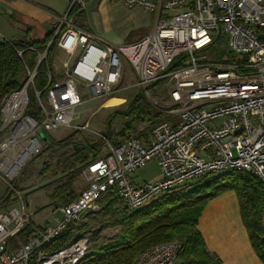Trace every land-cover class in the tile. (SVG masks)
<instances>
[{
	"label": "built area",
	"instance_id": "obj_1",
	"mask_svg": "<svg viewBox=\"0 0 264 264\" xmlns=\"http://www.w3.org/2000/svg\"><path fill=\"white\" fill-rule=\"evenodd\" d=\"M120 1L156 14L152 29L136 41L111 44L77 25L74 14L83 11L85 0H71L64 15L52 18L53 34L37 65L46 58L55 36L58 45L67 48L68 58L62 60L56 79L46 72L44 92L33 90L39 119L26 113L37 65L25 68L22 86L3 96L0 178L18 195L13 184L41 150L45 141L41 133L60 127L87 130V123L74 122V109L82 103L78 86L93 98L115 94L123 77V58L133 67L141 88L167 80L165 101L158 108L163 118L151 127L145 141L129 137L115 145L105 142V151L82 169L86 188L56 207L63 217L58 220L53 215L55 225L33 223L20 195L18 205L0 209V264H30L36 251L33 264H76L88 252L87 238L73 239L49 254L39 249L69 221L98 211V199L111 190L132 210L204 173L245 170L264 183V0ZM209 46L225 51L223 58L196 60L194 52ZM172 62L179 64L167 70ZM151 159L156 160L161 177L135 183L130 173ZM26 225L25 240L9 249V240ZM179 250L177 239L157 243L133 264H174Z\"/></svg>",
	"mask_w": 264,
	"mask_h": 264
},
{
	"label": "trees",
	"instance_id": "obj_2",
	"mask_svg": "<svg viewBox=\"0 0 264 264\" xmlns=\"http://www.w3.org/2000/svg\"><path fill=\"white\" fill-rule=\"evenodd\" d=\"M69 12L73 14V8H70ZM80 13L74 14V17ZM52 34L50 29L43 39L0 41V103L5 94L22 86L25 68L30 70L35 68L38 56L45 51ZM57 43L58 36H55L47 50L46 58L36 66L33 87H28L29 103L26 113L37 119L40 118L39 108L36 105L33 90L44 92L43 89L47 85L46 72L49 70L53 74L51 61ZM178 64V62H172L166 69L170 70ZM53 77L56 79L55 75ZM157 82H152L147 88ZM117 115L130 118L125 130L116 134L119 138L124 137L127 130L131 128L130 121L147 119L152 120L151 124L154 125L156 121L162 119L163 113L147 101L140 89L127 101L123 110L112 114L113 117ZM148 133L138 135L142 139L137 138L145 141ZM42 134L45 137L43 140L46 141L48 134L44 132ZM116 137L106 131L97 141L87 142V151L80 150L75 158L80 163V169L81 166L84 167L89 161L100 156L103 138L112 140L115 145L118 143ZM72 171L75 170H68V172ZM228 190L236 193L241 220L246 228L250 244L264 264V219L262 218L264 183L256 173L245 170L204 173L162 194L151 203L132 210L123 204L114 190L106 192L98 199L100 208L96 212L108 215L109 222H100L99 229L112 226L116 228V232L109 238L97 242V231L93 230L88 241V245L89 242L91 244L90 248L88 246L87 254L76 264H133L136 257L146 248L172 239L180 242L176 264H219L220 258L206 248L197 225L208 201ZM64 191H67V187L61 184L53 192L52 198H60ZM76 197L77 194L67 191L63 203L67 204ZM89 215L87 213L85 216ZM112 216L113 218H110ZM90 229L91 226L87 222L78 223L77 220H71L58 235L41 246L39 250L45 254L54 252L70 243L77 232ZM28 231L29 227L26 225L18 233L21 240H25ZM36 254L37 251L32 255L30 264L34 263Z\"/></svg>",
	"mask_w": 264,
	"mask_h": 264
},
{
	"label": "rangeland",
	"instance_id": "obj_3",
	"mask_svg": "<svg viewBox=\"0 0 264 264\" xmlns=\"http://www.w3.org/2000/svg\"><path fill=\"white\" fill-rule=\"evenodd\" d=\"M70 1L66 0L67 3ZM98 2L99 0L85 1V15H83L85 18L83 17L81 23L85 21L83 23L84 25L94 31H100L104 27L105 21L103 16L106 13L109 24L115 32L121 33L126 29L132 30L130 35L123 39L122 42L125 43L140 38L152 29L156 21L155 12L149 9L128 7L120 0H103L99 6ZM35 29L36 31L30 39H43L45 32L36 27ZM101 38L111 44L119 45L122 43H113L103 38V36ZM2 40L0 37V41ZM224 53L225 51L220 48L209 46L205 49L195 51L194 57L198 61L212 62L222 59ZM64 55L65 53L62 49H55L53 54L56 61H61L60 59ZM61 63L52 62L54 75L61 71ZM136 78L133 67L127 59L123 58V77L115 94L104 99L93 98L84 86L79 85L78 89L82 103L78 104L74 109V122L87 123L88 129L72 130L70 128L60 127L51 132H46L49 136L48 139L43 142L39 153L26 164L20 177L13 184L19 194H15L14 196V191L0 178V209L8 210L10 207L18 205L17 198L20 195L32 214L31 217L35 223L42 224L47 222L50 225H55L56 220L53 218V215L58 220H61L63 214L56 207L64 204L63 201L66 199V192L71 191L78 195L87 186V180L81 172L83 166L80 169V163L75 160L80 150L83 152L87 151L86 143L97 141L99 138H102L101 136L106 131H109L111 136L116 137L118 132L125 130L130 118L120 115L113 117L112 114L123 110L126 107L127 101L140 89L147 101L157 109L165 101V95L168 90L166 79L160 80L153 86L144 89L137 84ZM161 117L163 118V115ZM151 122L152 120L147 119H134L130 121L131 128L127 130L125 136L116 137V139L119 142L129 137H138L142 133L147 134L153 126ZM208 124H212V122H208ZM138 138L142 139L141 136ZM103 140L101 154L106 149L105 142L114 143L109 139L103 138ZM197 154L201 156L205 155L200 151H197ZM69 169L75 171L68 172ZM130 177L136 183L144 181L151 182L158 180L161 177V173L156 160L151 159L144 166L131 172ZM61 184L66 185L67 191L62 192L58 199L52 198L53 192ZM89 214V216L78 220V223L87 222L90 224L91 229L85 232H77L74 239L87 238L89 241L92 231L96 230L97 242H101L116 232V228L112 226L99 229L100 222H109L108 215H103L98 212H91ZM110 218H113V216ZM19 241H21L20 235L12 237L8 242L9 249L15 248ZM90 245V242L89 245L87 243L89 248ZM174 264H176V261Z\"/></svg>",
	"mask_w": 264,
	"mask_h": 264
},
{
	"label": "crops",
	"instance_id": "obj_4",
	"mask_svg": "<svg viewBox=\"0 0 264 264\" xmlns=\"http://www.w3.org/2000/svg\"><path fill=\"white\" fill-rule=\"evenodd\" d=\"M102 2L103 0H99L98 6ZM69 3L66 0H0V37L7 41L30 39L36 31L35 27L45 32L46 35L52 28V18L64 15ZM83 15H85L84 9L80 15L74 17L77 25L93 33L96 32L95 34H100L101 37L113 43L122 42L132 32L130 29L121 33L115 32L109 24L106 13L103 16L105 21L103 29L94 31L83 24L85 21L81 23L83 17L85 18ZM56 49H62L65 55L60 59L61 61H56L53 56L51 62H62L68 58L65 46L57 43ZM61 69L62 63L60 64ZM60 72L55 76L59 77ZM31 220L35 223L32 217ZM35 224L51 226L47 222ZM197 227L206 248L220 258L219 264H263L250 244L246 228L241 220L238 198L234 191H225L209 200L202 210Z\"/></svg>",
	"mask_w": 264,
	"mask_h": 264
},
{
	"label": "water",
	"instance_id": "obj_5",
	"mask_svg": "<svg viewBox=\"0 0 264 264\" xmlns=\"http://www.w3.org/2000/svg\"><path fill=\"white\" fill-rule=\"evenodd\" d=\"M40 137H41L42 139H44V138H45V137H44V134H42V133L40 134Z\"/></svg>",
	"mask_w": 264,
	"mask_h": 264
}]
</instances>
